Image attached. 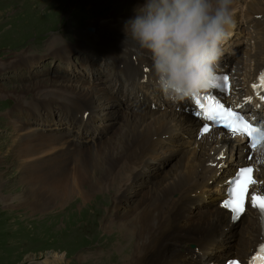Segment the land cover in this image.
I'll return each instance as SVG.
<instances>
[{"label":"bare ground","instance_id":"6f19581e","mask_svg":"<svg viewBox=\"0 0 264 264\" xmlns=\"http://www.w3.org/2000/svg\"><path fill=\"white\" fill-rule=\"evenodd\" d=\"M145 2L121 0L118 6L110 9V17L90 24V30L94 32L91 39L105 48L101 49L102 58L106 52L114 50L111 41L117 39H110V35L115 38L119 34L126 35V23L135 18L136 10ZM232 8L235 20L232 37L237 36L239 20L243 17L245 28L242 31H247L248 39H253V47L245 49L242 58H245L247 69L253 70L254 74L264 62V0H233ZM106 9L101 11L109 10ZM255 16L257 19L254 21ZM122 47L123 51H115V63L124 74L135 72V75H130L132 89L129 95L133 96L131 103L139 104V107L134 105L138 110L128 109L130 102L128 106L121 107L118 94L105 86L70 80L44 88L36 85L29 93L54 88L38 91L27 107L33 110L44 108L60 100L62 107L77 105L80 109L93 112L96 114L94 120L106 117L107 127H113L117 132L114 138L103 140L101 144L91 140L90 144L79 147L63 134L53 136L44 125L40 130L37 127L17 129L10 141L9 152L12 151L10 164L16 165L18 190L13 189L11 194L8 190L13 186H7L8 182L1 180L0 202L5 208L22 209L21 212L29 216L63 209L74 196L88 204L95 193L113 191L112 213L103 217L102 229L112 233L110 224H114L115 231L120 234L118 244L128 243L129 239L131 243L127 254L119 257L117 264H178V257L184 254L192 256L186 259L189 263L193 257L197 258V264L224 260V255L229 254L242 261L250 259L253 252L264 244L259 209L252 207L248 200L246 211L233 223L218 200L223 198L227 190L226 180L231 176L232 169L238 166L237 163L250 160L251 154L250 163L264 168V164L257 163L259 154L248 151L239 143L240 139L237 143L220 130L201 136L198 134L200 123L196 119L184 112L163 108L165 95L157 86L152 69L150 79L154 88L147 89L139 82L144 77V67L149 65L146 58L132 52L127 45ZM140 67L142 71H139ZM249 82L250 79L245 78L243 84ZM150 105L154 106L153 110L148 108ZM17 108L21 109V106ZM13 122L16 125L20 123L14 119ZM43 122L46 123L45 120ZM77 123L82 125L80 120ZM169 139H175V142ZM186 146L188 150L171 169L161 175L155 172L156 168H161L163 161L171 157L169 151L177 153V147ZM221 152L224 157L218 159ZM2 160L3 155L0 156V163ZM144 171L151 173L156 180L142 181L140 177L144 176ZM3 175L0 173V177ZM257 175L258 180H264V171ZM143 185L145 188L140 191ZM2 190L8 194L3 195ZM127 192L132 199L121 210L116 202L123 205ZM252 192L264 195V184L253 186L249 195ZM203 196H209L207 199H213L214 204H207V200L195 204L194 201ZM101 197H106V194ZM67 209L71 211L72 208ZM194 244L196 249L194 246L190 249V245ZM51 258L53 262L61 259L56 255Z\"/></svg>","mask_w":264,"mask_h":264},{"label":"rangeland","instance_id":"374dc122","mask_svg":"<svg viewBox=\"0 0 264 264\" xmlns=\"http://www.w3.org/2000/svg\"><path fill=\"white\" fill-rule=\"evenodd\" d=\"M120 1L0 0V156L3 155L2 163H0V173H4L0 177V181L5 180L8 182L7 186H13L12 189L9 188L8 190L11 194L14 193L13 189L18 190L16 188V182H18L16 165L14 163V165L10 164L12 151L9 152L10 141L17 129L23 128L26 130L37 127L40 130L44 125L45 130L52 133L53 136L63 134L79 147L90 144L91 140L97 145L101 144L100 142H103V140L114 138L117 132L113 127H107L104 120L106 117L101 116L94 120L96 114L86 109L80 111L82 107L80 109L77 105L73 109L72 106L63 108L67 111L72 109L75 115L79 113L80 119L75 117L72 121L64 117L58 119L56 116L55 119V117L52 118V116L46 115L44 117L39 116V119L33 124L28 123L25 125L26 123H22L23 115L26 114L27 106L32 104V99H34L36 93L38 91L45 92L54 87L30 93L29 91L38 85L44 88L52 84L63 83L66 80L80 81L97 87L112 88V91H115L114 93L120 97L121 107L129 104L128 109H136L134 105L139 107V104L130 102L133 96L129 95L132 89L130 75H135V72L123 73L115 63V50H109L102 58L101 49L105 48L102 47L101 43L91 39L94 32L90 30L92 29L90 24L101 21L105 17H110V9L113 10ZM106 8L109 10L106 12L101 11L107 10ZM254 19H257V17H253ZM241 23L244 22L241 21ZM241 23L237 30L238 37L245 28L244 24L241 30ZM102 34L105 35V33ZM106 37L104 36V38ZM110 39L133 42L131 38L127 39V35L124 34L117 35V38L110 35ZM92 41L94 42L92 43ZM82 43H88L91 48L97 44L98 51L95 54H100V57H97V64L105 70L104 65L108 66L105 60L110 61L108 64L113 70L111 75L105 77L104 73L109 71L97 70V73L93 74L91 71L86 73L81 67L78 70L73 69L75 64L70 59L69 49L64 47L71 45L81 49ZM60 45L63 47L61 48ZM51 55L63 61L64 70L62 71L65 76L58 73L56 63L51 64ZM94 61L96 60L94 59ZM75 63H79V60ZM243 64H245V58ZM77 65L79 66V64ZM128 65H130V61H128ZM67 66L72 68L71 73L67 74ZM139 71H142V67ZM151 76L152 71L145 73L144 77L139 80L147 89L154 88L151 84ZM128 102L130 103L128 104ZM49 104L63 105L60 100ZM50 105H46V107ZM17 106H21V109ZM148 108L153 110L154 106L150 105ZM160 110L162 111L163 108H160ZM86 111L88 115L84 121L83 114ZM13 119L19 120L20 123L14 124L16 122H13ZM79 120L82 121V125L76 124ZM85 128L86 130H84ZM177 148L179 149L177 153L172 152L173 150L169 151L172 153L171 157L168 160L166 159L167 161H163L161 168H156L155 172H158L159 175L166 173L188 150V146ZM163 157L166 156L163 155ZM146 161L149 162V159ZM236 165H239V163ZM11 171L13 175L10 173ZM144 173V176L140 177L142 181L156 180L148 171H144ZM143 188H145L144 185L140 191L144 190ZM8 192L2 190L3 195L8 194ZM105 194L106 197H101ZM113 195V191L95 193L88 204L80 200L78 196H74L68 203L69 205L66 204L67 206L63 209L57 208L46 213H36L29 216L21 212L22 209L5 208L3 202H0V264H117L118 258L127 254L131 243L129 239L128 243L121 242L118 244L120 234L115 231L114 224H110L112 233H107L102 229L103 217L105 215L108 217L112 213ZM208 197L203 196L200 198L201 200L197 199L194 202L196 204L207 200V204H214L213 199L209 200ZM74 198L77 200L75 201ZM131 199L132 195L127 192L122 200L123 205H121V202L119 204V201L116 203L122 210L126 208L124 205L130 204ZM218 201L220 202V199ZM67 207L72 208L71 211ZM208 240L210 243L211 238ZM193 246L196 249L197 245L194 244ZM54 255L61 257V259L53 262L54 259L51 257ZM187 256L186 254L179 256L177 263L197 264L195 261L197 258L193 257V262L189 263L186 259L192 258V256ZM224 257H228V255H224Z\"/></svg>","mask_w":264,"mask_h":264},{"label":"clouds","instance_id":"9594fccd","mask_svg":"<svg viewBox=\"0 0 264 264\" xmlns=\"http://www.w3.org/2000/svg\"><path fill=\"white\" fill-rule=\"evenodd\" d=\"M233 0H146L125 25L127 39L151 55L156 84L183 101L212 88L235 27Z\"/></svg>","mask_w":264,"mask_h":264},{"label":"snow or ice","instance_id":"6c2138e0","mask_svg":"<svg viewBox=\"0 0 264 264\" xmlns=\"http://www.w3.org/2000/svg\"><path fill=\"white\" fill-rule=\"evenodd\" d=\"M260 87L264 88V72L259 76ZM224 81L227 86L228 77H216L212 88L218 87V81ZM257 85H253L255 89ZM199 109L200 115L205 121L211 122V127H224L233 137L239 135L248 138V147L259 155L258 164H264V121L255 117L252 120L246 119L242 114L225 108L223 104L217 101L213 96H196L194 97ZM264 99V97H262ZM211 127L206 124L201 130V136L206 135ZM224 153L221 152L218 159H223ZM249 159H252L251 154ZM264 171V168L254 167L252 165L239 169L237 175L229 182V191L226 199L222 202L221 207L231 213L233 221L240 218L246 211L245 203L249 199V189L257 184H264V180L257 179V173ZM252 207L260 211L261 229L264 231V195H257L255 192L250 197ZM228 264H237L235 261H229ZM251 264H264V244L259 248V254L255 256Z\"/></svg>","mask_w":264,"mask_h":264}]
</instances>
